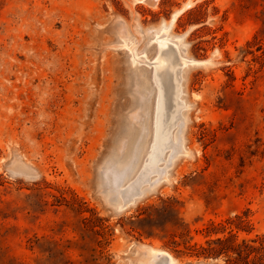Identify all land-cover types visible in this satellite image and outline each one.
<instances>
[{"label": "rangeland", "instance_id": "1", "mask_svg": "<svg viewBox=\"0 0 264 264\" xmlns=\"http://www.w3.org/2000/svg\"><path fill=\"white\" fill-rule=\"evenodd\" d=\"M235 215L264 236V0H0V264H221L174 249Z\"/></svg>", "mask_w": 264, "mask_h": 264}, {"label": "trees", "instance_id": "2", "mask_svg": "<svg viewBox=\"0 0 264 264\" xmlns=\"http://www.w3.org/2000/svg\"><path fill=\"white\" fill-rule=\"evenodd\" d=\"M247 223L248 221L240 215L218 222L210 220L204 227V243L188 244L186 245L187 251L174 250L197 257H223L224 262L221 264H248L250 261L253 263L261 261L262 263L264 261V236L250 239L238 238L240 230H249ZM257 240L259 244H255Z\"/></svg>", "mask_w": 264, "mask_h": 264}, {"label": "bare ground", "instance_id": "3", "mask_svg": "<svg viewBox=\"0 0 264 264\" xmlns=\"http://www.w3.org/2000/svg\"><path fill=\"white\" fill-rule=\"evenodd\" d=\"M175 19V16L174 18ZM166 30V29H165ZM156 40L158 42L159 45L165 47L167 46L168 44H172L173 46H176V40L171 38L170 35L168 34H162L160 33V31L157 33L156 35ZM131 51H132V54L133 56L135 57V53L133 51V48L130 47ZM166 55V54H165ZM178 60L175 62V65L176 66H181L183 63L187 62L189 64V61L188 59L186 58H181V55L180 53L178 52L177 55H175ZM141 57V56H139ZM138 57V58H139ZM147 57V55H146ZM144 58H145V55H144ZM146 61V59H144ZM170 58V56H169ZM149 60V59H148ZM165 58H155L153 59L152 61L150 60V63L156 68V67H160L162 64V62H165ZM142 61V60H141ZM147 62V61H146ZM197 63H201V62H196V63H193V64H197ZM187 64V65H188ZM167 69V67H166ZM171 69V68H170ZM170 69L168 71H170ZM160 71V70H159ZM164 71V70H163ZM168 71H166L165 73H168ZM171 72V71H170ZM172 73V72H171ZM174 73V72H173ZM163 74V72H162ZM165 76V75H164ZM170 78V77H169ZM160 95V94H159ZM164 96V95H163ZM161 109V108H160ZM165 110V109H164ZM173 116V115H171ZM167 122V121H166ZM165 123V122H164ZM164 123L162 125H164ZM167 124V123H166ZM159 133L162 134V138H163V133L162 131L159 130ZM158 154V153H157ZM160 154V153H159ZM156 158V153H155V156L152 158V161L153 159ZM156 162V161H155ZM153 163V162H152ZM151 163V164H152ZM151 166V165H150ZM134 186V185H133ZM156 258H159L162 262V264H178L176 259L171 255L170 252H168L167 250H164V249H161V248H156V247H148L145 251V259H144V264H153L154 263V260ZM158 261V260H157ZM159 262V261H158Z\"/></svg>", "mask_w": 264, "mask_h": 264}]
</instances>
